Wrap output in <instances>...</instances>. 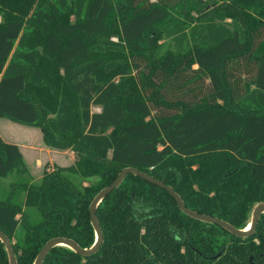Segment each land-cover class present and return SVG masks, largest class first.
I'll return each mask as SVG.
<instances>
[{"label": "trees", "instance_id": "obj_1", "mask_svg": "<svg viewBox=\"0 0 264 264\" xmlns=\"http://www.w3.org/2000/svg\"><path fill=\"white\" fill-rule=\"evenodd\" d=\"M0 17V119L76 155L33 181L0 134V177H16L0 230L17 264L55 237L92 247L90 205L126 167L193 211L251 222L264 203V0H0ZM96 215L97 251L56 246L42 264H264V214L238 236L134 173ZM0 264H10L2 240Z\"/></svg>", "mask_w": 264, "mask_h": 264}, {"label": "rangeland", "instance_id": "obj_2", "mask_svg": "<svg viewBox=\"0 0 264 264\" xmlns=\"http://www.w3.org/2000/svg\"><path fill=\"white\" fill-rule=\"evenodd\" d=\"M112 39L118 40L117 37L114 36ZM164 41L168 42V39L161 40V42ZM92 110L96 112L100 111V108L94 106ZM0 132L1 136L7 142L19 143L20 149H22L25 153L24 155H26L25 159L29 168V178L33 181H39L41 179L44 167L47 163H49V167L52 168L53 165L69 166L76 161V155L71 149L61 150L47 146L43 141L40 129L37 127L27 126L6 118H1ZM72 177L75 181H80L78 176L73 175ZM15 180L16 177L14 175L0 177V198H4L9 194L11 183ZM24 196L25 194L23 191H16L14 193V200L18 203H23ZM27 210L30 212L32 218H38V213L36 211L28 208Z\"/></svg>", "mask_w": 264, "mask_h": 264}, {"label": "water", "instance_id": "obj_3", "mask_svg": "<svg viewBox=\"0 0 264 264\" xmlns=\"http://www.w3.org/2000/svg\"><path fill=\"white\" fill-rule=\"evenodd\" d=\"M128 173H134L138 176H141L163 188H165L176 200V202L178 203V206L180 207V209L185 212L186 214L202 220V221H206V222H210V223H217L223 227H225L226 229L230 230L232 233H234L235 235L238 236H246L251 234L254 229L257 226V223L261 217L262 214H264V203L258 205L254 211H253V215H252V219L250 222V229L246 230L247 226L243 229H239L235 226H233L232 224H230L229 222L219 219L217 217H213V216H208L205 214H201L198 213L196 211H193L191 209H189L184 201L182 200L181 196L175 191V189L167 184H165L164 182L154 178L153 176L137 169L134 167H126L124 169L121 170V172L119 173V176L117 177V179L109 186L105 187L104 189H102L93 199L91 205H90V214H91V220H92V224L96 230V242L95 244L90 247V248H82L80 247L73 239L70 238H66V237H55L52 238L48 241V243L44 246V248L42 249L41 253L39 254V256L37 257L36 261L34 264H42L45 257L47 256V254L49 253V251L56 246H67L70 247L71 249L81 253L82 255H90L92 253H94L95 251L98 250L102 240H103V233H102V229L101 226L99 224L97 215H96V209L99 205V203L102 201V199L109 193L111 192L113 189H115L116 187H118L120 185V183L123 181L124 177L128 174ZM249 225V224H248ZM0 240H2V242L5 243V246L7 248L8 251V255H9V261L10 264H17V260H16V256H15V252L13 249V243L12 241L9 239V237L3 233L0 230Z\"/></svg>", "mask_w": 264, "mask_h": 264}, {"label": "crops", "instance_id": "obj_4", "mask_svg": "<svg viewBox=\"0 0 264 264\" xmlns=\"http://www.w3.org/2000/svg\"><path fill=\"white\" fill-rule=\"evenodd\" d=\"M1 133V132H0ZM4 139V138H3ZM5 140V139H4ZM6 141V140H5ZM14 143H16L18 146H20L19 145V143L18 142H14ZM22 150V149H21ZM22 152H23V150H22ZM23 154H25L24 152H23ZM25 156V158H26V155H24ZM74 160H75V156H74Z\"/></svg>", "mask_w": 264, "mask_h": 264}, {"label": "bare ground", "instance_id": "obj_5", "mask_svg": "<svg viewBox=\"0 0 264 264\" xmlns=\"http://www.w3.org/2000/svg\"><path fill=\"white\" fill-rule=\"evenodd\" d=\"M250 225H251L250 223H249V225H247V228H246V230L250 229Z\"/></svg>", "mask_w": 264, "mask_h": 264}]
</instances>
